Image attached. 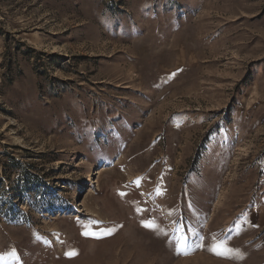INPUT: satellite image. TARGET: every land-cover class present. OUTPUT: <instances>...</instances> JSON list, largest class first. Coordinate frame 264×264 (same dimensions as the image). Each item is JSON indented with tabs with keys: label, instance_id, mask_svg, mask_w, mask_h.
Listing matches in <instances>:
<instances>
[{
	"label": "rangeland",
	"instance_id": "obj_1",
	"mask_svg": "<svg viewBox=\"0 0 264 264\" xmlns=\"http://www.w3.org/2000/svg\"><path fill=\"white\" fill-rule=\"evenodd\" d=\"M0 264H264V0H0Z\"/></svg>",
	"mask_w": 264,
	"mask_h": 264
},
{
	"label": "snow or ice",
	"instance_id": "obj_2",
	"mask_svg": "<svg viewBox=\"0 0 264 264\" xmlns=\"http://www.w3.org/2000/svg\"><path fill=\"white\" fill-rule=\"evenodd\" d=\"M142 225L146 228H149V229H155L156 228V225L153 221H144V222H142ZM177 231H182V229H177ZM83 234L84 235H90L92 233L85 231ZM182 249H186V245L183 244V237L180 238V243H178L176 245V251L181 252ZM209 250L218 256H224L227 258H232L233 253L237 251V250H234V249L227 247L226 241H224V240L217 241L215 239V237H213V243L211 244ZM183 254L187 255L188 252L186 250H184ZM68 255H74V253H68ZM237 258H242V255L237 254Z\"/></svg>",
	"mask_w": 264,
	"mask_h": 264
},
{
	"label": "trees",
	"instance_id": "obj_3",
	"mask_svg": "<svg viewBox=\"0 0 264 264\" xmlns=\"http://www.w3.org/2000/svg\"><path fill=\"white\" fill-rule=\"evenodd\" d=\"M10 160L12 161L11 163L13 164V165H17L18 164V162L16 161H14V159H12V158H10Z\"/></svg>",
	"mask_w": 264,
	"mask_h": 264
}]
</instances>
